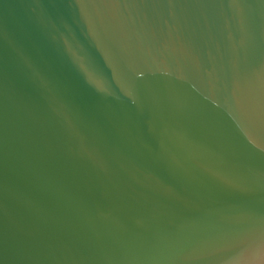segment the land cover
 Returning <instances> with one entry per match:
<instances>
[{"label":"water","instance_id":"water-1","mask_svg":"<svg viewBox=\"0 0 264 264\" xmlns=\"http://www.w3.org/2000/svg\"><path fill=\"white\" fill-rule=\"evenodd\" d=\"M0 264H264V0H0Z\"/></svg>","mask_w":264,"mask_h":264}]
</instances>
